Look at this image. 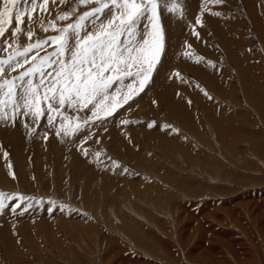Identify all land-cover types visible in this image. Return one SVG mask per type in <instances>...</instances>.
<instances>
[{
    "label": "rangeland",
    "instance_id": "rangeland-1",
    "mask_svg": "<svg viewBox=\"0 0 264 264\" xmlns=\"http://www.w3.org/2000/svg\"><path fill=\"white\" fill-rule=\"evenodd\" d=\"M165 3L136 29L151 40L159 26L152 72L118 85L123 106L99 112L103 123L77 106L52 113V125L13 123L6 104L0 191L20 198L0 208V264H264V0H178L174 11ZM97 6L0 0L13 20L27 8L35 33L7 52L0 39V57ZM64 11L72 15L57 19ZM109 19L105 10L82 23L99 31ZM26 79L40 82L38 73Z\"/></svg>",
    "mask_w": 264,
    "mask_h": 264
},
{
    "label": "snow or ice",
    "instance_id": "snow-or-ice-1",
    "mask_svg": "<svg viewBox=\"0 0 264 264\" xmlns=\"http://www.w3.org/2000/svg\"><path fill=\"white\" fill-rule=\"evenodd\" d=\"M52 2L54 3L55 0ZM60 2L64 3V0ZM93 2L100 6L92 7L77 16L73 22L61 27L58 35H50L45 39L36 38L34 42L27 43L22 46V50L14 51L7 58L0 57V93H2L0 120L6 118L5 106L10 104L12 113L10 119L13 123L16 122L17 116H23L30 117L34 122L44 118L49 125H52L54 121L52 113L59 114L61 109L67 111L72 106H77L78 111L87 109L96 116L97 121L103 123L107 117L101 118L99 112L112 116L117 107L123 106L116 98L118 85L125 80H135L137 77L146 79L152 72L161 50L159 26L152 24L151 40L148 38L147 27L140 34L136 29L141 18L152 22L156 15L158 0H78L82 5ZM18 3L19 0H5V4ZM29 3L35 10L39 3L47 5L49 0H29ZM113 8L116 10L115 13L112 11ZM178 8V0H172V6L168 10L174 11ZM105 10L112 14V19L107 21L108 27L105 28L101 23L99 31L86 30V25L82 22L89 18L96 19ZM116 13L119 15L117 16ZM25 15L29 21L27 28L21 27ZM71 15V12L64 11L57 19L65 20ZM31 20L27 8L17 12L14 20L11 8L0 10V39L3 40L4 52H7L13 44H18L22 37L33 41L35 33L32 30ZM40 27L42 31H48L43 25ZM45 45L54 47V51L48 52L44 49ZM41 49H44V55H40ZM33 52L36 53L35 56L30 55ZM29 63L30 66L24 68ZM133 68H136L135 72L132 71ZM19 69L24 70L19 71ZM12 72H17V75L12 76ZM37 73L40 76L39 84L32 79H26ZM8 76L11 78H7ZM17 81L22 83L18 84ZM143 84L144 81L141 82V89ZM41 87L45 89L43 97L40 96ZM131 98V96L124 97V104H127ZM42 101L46 103V108L41 107ZM83 123L87 127L89 122L84 120ZM93 123L95 124L96 121ZM147 126L154 125L149 123ZM25 127H28L26 121ZM79 131L77 127L72 134L75 135ZM60 134L61 132L58 131L57 135ZM63 134H68L67 129H63ZM7 155L8 153L5 152L4 156ZM96 155L98 156L99 153ZM10 175L15 179L14 172ZM19 198L17 193L0 191V208L5 207V200ZM17 207L20 205L18 204Z\"/></svg>",
    "mask_w": 264,
    "mask_h": 264
}]
</instances>
